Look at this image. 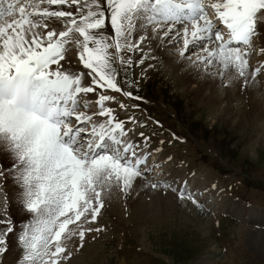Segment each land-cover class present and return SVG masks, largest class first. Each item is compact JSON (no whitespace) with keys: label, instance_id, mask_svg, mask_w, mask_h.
I'll use <instances>...</instances> for the list:
<instances>
[{"label":"snow or ice","instance_id":"1","mask_svg":"<svg viewBox=\"0 0 264 264\" xmlns=\"http://www.w3.org/2000/svg\"><path fill=\"white\" fill-rule=\"evenodd\" d=\"M254 40L264 58V0H0V180L18 189L26 217L13 219L0 183V253L14 233L18 264H71L85 234L104 230L98 218L117 193L171 192L204 211L186 180L153 175L171 157L149 164L162 148L137 131L145 122L116 108L139 99L128 70L155 60L154 50L243 89L264 75V64L248 71ZM72 45L82 68H73Z\"/></svg>","mask_w":264,"mask_h":264},{"label":"rangeland","instance_id":"2","mask_svg":"<svg viewBox=\"0 0 264 264\" xmlns=\"http://www.w3.org/2000/svg\"><path fill=\"white\" fill-rule=\"evenodd\" d=\"M251 52L249 64L254 56ZM155 57L128 70L129 90L139 99L125 98L127 111L145 122V129L137 130L157 139V144L163 141L160 146L173 161L186 166L192 175H201L211 187L214 184L215 188L223 189L228 199L245 205V210L264 209V143L248 146L254 128L249 106L245 101L241 104L238 124L246 128L249 119L243 132H237L222 119L211 121L208 106L186 93L166 73L161 59ZM157 61L159 63L155 64ZM149 63L153 67L148 68ZM141 69H146L143 75ZM256 81L258 86H264L260 74ZM133 105L137 106L134 110ZM233 119L231 115L230 120ZM262 130L264 134V125ZM0 183L7 193L15 186L10 179L0 180ZM15 194L8 193V196L15 200ZM136 194L127 198L114 194L112 201L119 197L118 204L106 201L107 206L98 218L104 230L85 234L83 244L87 249L76 251L82 259L71 260V264H264L255 255L260 252L252 247L254 236L239 237L243 222L231 213L199 211L191 203L182 206L175 200H169V204L155 203L151 198L152 207L157 209H151L149 217L136 224L131 217L134 208L130 203L135 196L142 195L141 203L149 204L148 192ZM13 203L17 208L13 219H26ZM260 228L264 230V226ZM73 240L79 243L78 237ZM8 246L7 238V250ZM5 252L0 253V261L6 259H2Z\"/></svg>","mask_w":264,"mask_h":264},{"label":"bare ground","instance_id":"3","mask_svg":"<svg viewBox=\"0 0 264 264\" xmlns=\"http://www.w3.org/2000/svg\"><path fill=\"white\" fill-rule=\"evenodd\" d=\"M206 2H208V0H206ZM211 2H216V0H211ZM211 18H214V15ZM109 27L110 25L106 23V32H109ZM222 30H226L223 29V25ZM226 32L227 31H225V38H227ZM261 43V41L254 40L253 51L251 52L254 56L251 58L249 64V72L252 70V68L259 67L261 66V64H264V58L261 57V54L258 51V48L261 46ZM135 55L138 57L140 54L136 53ZM153 55L161 59L166 73L170 74L172 76V79L177 81L183 87L186 93L208 106L211 121L214 122L215 119H222L227 124H229L230 127L236 129L237 132H243L248 127L249 119L246 115V118L248 119L246 122V128L238 124V119L240 117L239 114L240 109L242 107L241 104H243V101H245V103L249 106L250 111L253 112L254 117V128L252 129V133L248 141V146L250 147L251 144L253 146L261 145L264 143V134L262 130V127L264 125V86H258V81H256V79L251 85L245 86L243 89L241 88L242 82H240V80L234 81L232 87H221L218 79H214L211 76L197 74L195 71H193L190 67L187 66L186 60H177L174 55L170 56L166 51L161 50H154ZM68 56L73 61H75V63L73 64L74 69L82 68L76 57V48L74 45L71 46L68 52ZM158 63L159 61H157L155 64ZM249 79L251 80L252 78L249 77ZM261 79H263L264 84V75H261ZM89 95L91 96L92 94ZM123 102L128 105V100L125 99ZM112 106L114 107L115 105ZM94 110L95 109H90V111ZM116 110L120 119H124L126 115H129L128 111L124 112L125 114L121 113V110L118 107L116 108ZM231 115L234 116L233 120H230ZM138 121L141 120L139 119ZM127 127L131 128L128 125ZM143 128L145 129V127ZM137 139H139V137H137ZM157 143V139L150 138V147H161L162 153H152V157L148 161L149 164H152L154 160L161 159L162 157H168V155L164 153L163 147L160 146V143ZM153 171L154 176L156 173L160 174L156 178L167 182L178 184L186 180L189 190L196 193V198L201 203H205L206 210H211L213 213L228 212L236 216L240 221L243 222V224H241V228L238 231V236L242 237L253 235L254 237H252L251 239L252 247H254L255 250H258L260 254L264 257V230L260 228L249 227L252 225H256L258 227L262 225L264 226V209L258 207H251L250 209L245 210V205L238 203L233 199H228L224 190L211 187L206 180L204 181V179H202L203 177L201 175H192L186 166L180 165L179 161L175 162L172 160H167L162 164L161 167L154 168ZM16 191L17 188L15 186H12L8 190V193L9 195L15 194ZM145 192H148L147 197L149 204L141 203L140 197H142V195H140L139 197L135 196L133 203H130V206L134 208V212L131 213V217L134 219V221H136V224H139L140 221L142 222L144 219L148 218L149 214H151V209H157L155 207H152L151 198L154 200L155 203L158 201L163 202L165 204H169V200L177 201L174 198V194L171 192H169L167 195H162L160 192L140 190L138 193L141 194ZM10 197H12L13 199H10ZM157 197H159V199H157ZM8 198L11 202V215L13 214L12 216H15L14 218H16L17 208L15 209L14 207V197L8 196ZM118 198L112 201L111 197L109 200H107V202L110 204H118ZM131 201L132 200H130V202ZM72 243L76 242L74 240L70 242L69 247H72ZM83 243L85 242L83 241ZM8 244V250L3 254L2 257V259H4V257L6 259L1 260L0 262L1 264H17L16 262H18L20 257L22 256V250L17 243V239L14 233L11 234L10 237H8ZM82 248H86V245L83 244V246L79 248V250H81ZM76 259H82V257L79 256L75 251L74 256L71 260Z\"/></svg>","mask_w":264,"mask_h":264},{"label":"water","instance_id":"4","mask_svg":"<svg viewBox=\"0 0 264 264\" xmlns=\"http://www.w3.org/2000/svg\"><path fill=\"white\" fill-rule=\"evenodd\" d=\"M257 254V256L259 257V258H261L262 260H264V257L261 255V254H258V253H256Z\"/></svg>","mask_w":264,"mask_h":264}]
</instances>
